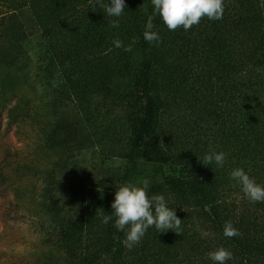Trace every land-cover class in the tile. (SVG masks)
I'll return each mask as SVG.
<instances>
[{
	"label": "rangeland",
	"instance_id": "1",
	"mask_svg": "<svg viewBox=\"0 0 264 264\" xmlns=\"http://www.w3.org/2000/svg\"><path fill=\"white\" fill-rule=\"evenodd\" d=\"M67 1L52 5L53 15L67 9ZM73 1L80 4L81 0ZM84 1L90 6V22L94 18L96 24L89 28L83 26L84 22L77 24L72 20L62 24L64 27L56 31L57 40L53 43L55 52H61L53 58L60 66L57 62L53 67L48 63L50 76L55 78L62 68L72 66L88 73L89 84L71 95L76 104L59 112L71 117L78 112L83 119L80 143L72 146V159L68 162L66 155L44 149L41 144L43 137L38 126L50 123L54 115L51 108L56 106L51 102L47 111L41 107L46 94L39 82L41 73L37 72L36 57L32 55L29 66L24 65V58L17 61L22 47L27 52L33 49L38 24L31 17L22 19L35 26L24 38L14 14L4 18L0 26V264H31L39 227L47 228L48 224L45 215L36 213V208L42 206V178L59 160L64 163L55 169L57 178L71 182L94 200L115 194L124 184L142 186L147 179L148 194H163L182 220L181 225L193 231L196 225L192 224L199 222L201 213L192 205L191 196L171 187L175 177L170 178L169 169L162 163L149 164L138 156L133 158L131 144L139 118L132 109L137 95L135 82L140 65L147 62L153 64L151 96L157 104L155 134L149 144L156 148L160 140L159 154L172 159L177 170L181 166L177 159L183 153H192L194 161L182 169L184 177L202 173L210 177L211 183L216 180L212 186L217 190L239 187L230 176L226 178L231 171L224 168L226 163L217 172L214 162L204 167L199 160L211 151L226 152V147L213 140L224 141L225 105L209 107L211 97L219 101L222 97L215 94V81L208 85V79L215 75L211 62L225 53L221 46H211L209 28L198 25L197 34L190 36L182 27H154L151 9L143 0H134V9L127 11L132 14L130 17L108 16L106 3L111 0ZM254 6L264 20V0H254ZM226 14L225 10L223 16ZM82 15L84 11H80L79 17ZM113 20L119 21L118 27H111ZM149 23L160 40L147 41L143 46L141 39ZM226 38L229 39L227 35ZM116 39L123 42V47L113 45ZM50 83L54 92L57 85ZM258 174L264 179V167ZM225 210H231V206ZM192 237H181V250L193 245Z\"/></svg>",
	"mask_w": 264,
	"mask_h": 264
},
{
	"label": "trees",
	"instance_id": "2",
	"mask_svg": "<svg viewBox=\"0 0 264 264\" xmlns=\"http://www.w3.org/2000/svg\"><path fill=\"white\" fill-rule=\"evenodd\" d=\"M58 1L60 0H0V26L4 18L14 14L24 38L35 26L25 24L22 19L31 17L38 24L39 31L32 41L33 49L27 52L22 47L17 53V61L24 58V65L29 66L32 55L36 57L37 72L41 73L39 82L46 94L41 99V107L47 111L51 102L56 106L51 108L54 115L51 121L49 118L50 123L38 126L43 137L41 144L44 149L66 155L65 161L68 162L72 159V146L80 143L83 119L78 112H74L73 117L59 112L62 108L76 104L74 95L73 98L71 95L89 84L86 80L88 73L72 66L62 68L57 78L50 76L52 71L49 64L52 67L56 65L57 61L53 58L61 54L55 52L53 43L57 40L56 31L69 20L77 24L84 22L83 26L86 28L96 22L94 23V18L90 22V6L84 0L80 4L68 0V8L53 15L51 6H58ZM143 1L151 9L154 27L163 26L161 17L154 13L151 0ZM223 3L226 17L219 20L202 17L198 24L187 31L193 36L198 32V25L206 26L211 31V46H221V51L225 53L223 57L219 56L211 62L215 75L208 79V85L216 82L215 94L222 97L221 101L215 96L211 97L209 107L212 109L225 105L222 120L226 129L224 141L219 142L217 138H213L215 143L226 147L224 168L232 170L241 167L257 183L264 185V179L258 174L264 167V20L257 13L254 0H223ZM125 4L121 17H127V11L131 12L135 7L134 0H125ZM80 11H84L81 17ZM225 31L228 32L226 35L229 39L226 38ZM141 41L143 46L147 42L144 36ZM57 64L60 66L58 62ZM140 66L135 82L137 95H134L132 106L135 110L133 112L139 116L131 144L133 158L138 156L146 163L165 165L171 173L170 178L175 177L171 187L192 197V205L201 213L199 222L192 224L196 225L193 231L181 225L180 235L172 230L157 231L152 226L137 244L128 248L124 243L125 231L114 226V218L107 224L103 223V217L111 214L114 194L94 200L71 182L59 180L55 169L64 163V160H59L60 162L54 163L53 170L42 178L45 182L42 202L40 200L42 206L36 208V213L39 216L45 215L48 224L47 228L39 227L41 230L35 240V252L30 256V263L213 264L207 254L223 246L233 253V258L227 264H264V202H250L240 187L228 186V190H217L212 186L216 180L212 179L211 183L210 177H205L202 173L195 177H184L182 169L193 164L192 153H183L177 159V162L181 161L177 170L172 159L159 154V149L162 151L160 140L155 144L156 148L149 144L155 134L157 118V104L151 96L150 75L153 64L147 62ZM50 81L57 85L54 92ZM11 116L12 121H15L14 115ZM202 165L205 167L203 163ZM219 170L220 167L217 172ZM226 178L229 179L228 173ZM229 205L231 210H225ZM226 222H231L239 230L238 236L228 238L223 235ZM189 235L193 236V245L181 250L182 238L186 239Z\"/></svg>",
	"mask_w": 264,
	"mask_h": 264
},
{
	"label": "clouds",
	"instance_id": "3",
	"mask_svg": "<svg viewBox=\"0 0 264 264\" xmlns=\"http://www.w3.org/2000/svg\"><path fill=\"white\" fill-rule=\"evenodd\" d=\"M151 4L154 13L161 17L169 30L182 27L187 31L198 24L202 17L219 20L224 12L223 0H151ZM106 5L105 11L112 17H120L126 8L125 0H111V3ZM118 26V20L111 22V27ZM151 29L152 25L149 23L143 33L144 39L148 42H159V34ZM113 45L120 48L123 47V42L116 39ZM199 160L205 166L214 162L217 167H222L225 153L211 151ZM229 176L250 202H264V185L257 183L243 168L232 169ZM148 187L147 179L142 182V186L131 183L121 185L115 191L114 200L111 203V214L103 217V223L107 224L114 218V226L125 231L124 243L128 248L137 244L152 226L157 231L172 230L178 235L182 231V220L176 215L175 208L169 206L163 194L149 195ZM223 235L228 238L238 236L239 230L231 222H226ZM207 255L213 264H227L233 258V253L223 246L210 251Z\"/></svg>",
	"mask_w": 264,
	"mask_h": 264
}]
</instances>
